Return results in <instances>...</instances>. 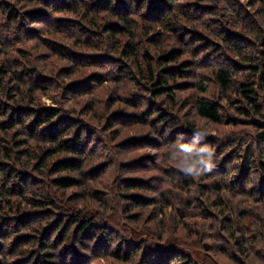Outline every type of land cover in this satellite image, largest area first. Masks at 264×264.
Segmentation results:
<instances>
[{
    "label": "trees",
    "instance_id": "obj_1",
    "mask_svg": "<svg viewBox=\"0 0 264 264\" xmlns=\"http://www.w3.org/2000/svg\"><path fill=\"white\" fill-rule=\"evenodd\" d=\"M179 1L182 0H0V264H87L89 254L82 253L88 248L98 252L97 259L106 255L115 264H159L158 257L167 259L172 250L168 245L171 239L163 240L167 226H163L162 218L167 211L179 227L177 231H184L181 237L186 238L176 240L179 250L186 249V254L170 264H224L207 262L211 255L226 259L228 264H264V196H260L264 187L256 188L264 181V0H246L255 11L252 20L241 18L246 12L238 9V0H220L218 4L213 0H184L189 1L188 7ZM211 4L214 12L206 13L211 25L204 31L200 26L192 27L189 18L198 15L194 10L201 12ZM27 8L37 18L34 24L29 23L30 27L44 29L28 32L30 27L24 21L32 16L27 15ZM142 12L151 17L146 15L144 19L148 20L140 25L136 19ZM224 21L233 29L225 28ZM237 26L240 28L234 30ZM146 35H152L146 41L156 58H151L150 48L146 47ZM50 36L70 40L73 49L67 50L57 41L49 42L46 37ZM18 37L19 41L14 42ZM155 37L158 40L153 42ZM31 41L37 42L41 52L52 51L56 56L70 51L74 60L68 54L58 58H69L72 66L80 70L98 69L91 83L99 80L124 90L137 75L139 86L146 89L152 103L136 123L148 122L160 139L167 136L169 143H163L162 148H166L168 161H173L177 153L186 155L199 146L191 144L187 137L195 130L194 125L180 123L178 116L172 118L173 112L157 104L160 98L172 111L181 93L189 92L186 96L192 98V103L187 105L197 118L242 128L241 134L254 136L239 142L243 154L232 158L236 161L234 173L229 177L219 168L214 175L205 172L199 188L195 187V198L188 197L194 185L192 174L178 168L175 170L180 180L173 178L171 187L163 186L157 178L158 186L153 189L157 196L150 203L139 195L148 190L144 181L123 184L119 198L126 208L158 207L156 217L161 221L149 219L152 225L144 222L155 233L133 227L141 216L137 218L131 210L124 211V216L117 209L112 213L111 197H97L96 212H65L61 204L66 191L75 185L74 178L78 177L79 188L89 180L83 167L93 155L86 148L92 141L84 138L82 131L89 132L81 122L64 121L62 111L42 108L40 95L49 98L52 94L38 80L46 77L41 73L47 68L36 64L37 59L30 63L24 52L27 46L21 47ZM87 50H95L93 60ZM114 55L119 56L115 63H100ZM202 59L208 63L198 66ZM199 67L209 69L210 74L199 71ZM76 70L67 75L65 72V79ZM189 71L194 75H187ZM210 85L215 89L213 95L208 94ZM60 88L64 86L60 84ZM126 103L134 110L142 109L135 100ZM94 109L98 108L89 106L84 116L92 112L93 121L99 122L100 110L96 114ZM160 153L155 152V161ZM153 156L150 153L147 160L152 162ZM221 162L215 159L212 163L218 166ZM160 170L155 164L154 171ZM91 198L89 193L84 196ZM235 198L250 200L249 205H254L250 210L255 213H247L241 203L233 205ZM188 217L204 226L188 223ZM102 222L119 227L120 236L106 228L100 230ZM189 239H194L193 243H188ZM113 248L115 251L110 250Z\"/></svg>",
    "mask_w": 264,
    "mask_h": 264
},
{
    "label": "rangeland",
    "instance_id": "obj_2",
    "mask_svg": "<svg viewBox=\"0 0 264 264\" xmlns=\"http://www.w3.org/2000/svg\"><path fill=\"white\" fill-rule=\"evenodd\" d=\"M213 1H216V3L218 4V1L220 0ZM179 2H182L184 7H188V5L186 4L189 1L182 0ZM238 2V9L245 10L246 12V14L241 16V18L245 19L253 17V15L255 16V11L248 6L246 0H238ZM208 5L205 8L200 9L201 12L198 11V8L194 10V12H197L196 14L198 15L196 17L189 18L191 21L189 24L192 27L199 28L200 26L201 30L204 31V27H209V25H211L210 20H207L208 15L206 13L208 11L214 12V5ZM26 10V13H28L27 15L32 14L30 8H27ZM146 15L150 19L151 15L146 14L145 12H142V14L138 18L136 17L138 24L142 25L144 22L146 23L145 20H148L144 19ZM31 16L32 18H26L24 21L27 22L26 27H30V25L34 24L37 20L35 16ZM65 16L70 17L71 15L67 14ZM223 16L224 13H221L220 18H223ZM249 20L252 19L250 18ZM53 23L57 24L54 21ZM64 23L69 24V26H73L71 22ZM225 23V21L224 23L222 22V25L225 28H232ZM36 26L37 25L27 28L28 32L30 33V29H33V31H37L38 28L41 30L44 29L40 26ZM239 28L240 27L237 26L234 30H238ZM45 31L51 33L49 30L45 29ZM28 32H25V34H27ZM138 33H140V31H138ZM235 36L241 38L237 33L235 34ZM150 37H152V35H146L145 41ZM24 39H26V36L24 37ZM46 40H48L49 42L57 41L58 44L65 45L67 50L73 49V45L70 40L67 41L66 39L58 36L46 37ZM157 40L158 37H155L152 41L156 42ZM166 40L167 42H171L173 38H171V40ZM18 41L19 37L14 40V42ZM25 44L21 47L27 46L24 49V52L27 58H29L30 63H32L34 59H37L36 64L47 68L46 70L42 71L43 74L41 73V75L46 77L38 78V80L39 82H41V84H45L44 86H48L50 88V90L48 91L52 95L48 98V96L38 94L42 96V98L40 99V103L43 106L42 108L46 111H62L61 114L66 115V117H64V121L75 120L76 122H81L82 125L88 127L89 132L88 134H85V131H82L84 138L89 137L90 141H92L89 145L86 146V148L90 149V153H92L93 155L90 159L85 160V164L83 167L84 174H86V177L89 180L88 182H86V184H84L82 188H79L80 182H78V177L74 178L75 185L70 186V188L66 191V199L61 204L66 210L65 212H69L71 214L77 212L81 213V211L85 213L96 212L95 209L98 210L99 208L95 201L96 198L102 197L106 200L108 197H111L110 202L114 204L113 207H110L112 209V213H114V210L117 209V213L121 216H124L125 213L131 210L133 214H136L138 216L137 218L141 216V219L137 222V224H132L133 227L140 230H153L152 233H155V229L151 226L144 225V222L152 225L148 223L149 219L153 220L154 222L161 221V218L159 216L156 217L158 207H152L150 209L145 208L142 210L126 208L127 204H125L123 200L119 198V191L123 184L132 182L140 183L141 181H144L143 183L146 185V189L148 190H144L139 195L141 198L145 199L146 203H150L151 200L157 196L153 191V189L158 186L157 178H160V180L163 182V186L171 187L170 185H174L173 178L176 180H180L175 170V168H178L192 174L191 179L193 180L192 184L194 185L191 188L192 191L190 192V195H188V197L190 198V196H193L195 198V196L197 195L195 187L199 188V183L200 181H202L205 172L214 175L216 174L214 173V170L217 171V168H219L221 172L228 173L229 177L234 173L236 161L232 160V158L234 155H238L240 156L239 158H241L243 154L241 152V149H243L240 145V143H242L241 140L245 141L248 140V137L251 138L254 136V134L252 133L241 134L242 128H233L225 123L218 125L211 124L203 119L201 120L197 118L195 113H193L191 107L189 106L192 103V98L186 96L189 92L181 93V98L176 99V106H174V109L172 111H170V108L165 105V103L162 101L163 99L160 98L158 99L157 104L162 105L168 112H173L172 118H176V116H178V121L180 123L185 124L186 122H189L194 125L195 130L193 132H189V135L186 136L188 137V139H190L191 144L193 143L194 146H199L198 148H196V151L186 153V155H184V153H177V155L174 156L173 161H168V159L165 158L166 148H162L164 147V145H162L163 143H169V141L167 140V136H163V139H160L159 136H156V134L154 133L156 129H154L148 122L139 124L136 123V119L139 118V116L143 118V114L148 112L147 105L149 103H152L149 95H147L146 89H143L139 86L141 80H138L136 78L137 75L135 79L131 80V84L125 86L124 90H116L112 88L113 84L111 85L99 80L97 82L91 83L92 78H95L100 71L95 67H82L81 69L83 70H80L78 69V67L72 66L74 63L70 61V59L74 60L73 57H75V55L73 56L70 51L62 53L70 55V59L65 58L66 60H62L58 58L62 57V54L60 53H57L56 56V54L52 51L46 53L45 51L41 52L40 49L36 47L37 42L35 41L26 42ZM147 44L149 43H147L146 41V47L150 48L151 51V58H156L157 54H155L154 49ZM168 44L171 45V43ZM58 50L60 49L58 48ZM87 52L89 54V57H91V60H93V56L96 54L95 50H87ZM114 57L115 58L111 57L110 59L104 58V60L102 59L100 63L105 61L103 63L105 65L113 64L115 63L114 60H117L116 58H119V56L114 55ZM189 59H193V56L189 55ZM41 60L44 61L39 63V61ZM66 61H69L70 63ZM206 63L208 62L202 59L201 61H198V66ZM209 64L214 63L209 62ZM74 69H77L76 72L69 76L66 80L64 73L66 72L67 75V73L73 71ZM198 69L199 71L210 74L209 69L205 70L203 68L201 69V67H199ZM53 71L55 72L52 73ZM132 73L135 75V71H133ZM189 74L194 75V71L187 72V75ZM206 75L209 77L208 74ZM85 76L88 77L85 79ZM194 78L196 80V77ZM204 82L206 83V81ZM60 84L61 86H64V88H60ZM209 87L210 88L208 90V94L213 95L215 89L212 90L211 85ZM132 100L140 103L142 109H138L137 111L129 107L126 102ZM93 105L100 110L99 114L101 116L99 122L93 121L91 114L92 112L84 116L85 113L89 112V106ZM60 107H62V109ZM110 107L111 109H109ZM182 107H184V110L182 109ZM98 109H94L93 112L98 114ZM112 111H115L112 113L113 117L111 119H108V116ZM31 144H34V142H32ZM205 147H211L213 149L212 160L210 161V166L207 170H205L206 160L203 153ZM158 150L161 153L159 154V159L157 158L155 161V152H158ZM150 153L154 154L152 162L147 160ZM156 157H158V155ZM215 159H222L223 162H221L220 165L216 166L212 163ZM155 164L156 167H160L164 172H162L161 170L157 172L154 171ZM36 181L41 182V180ZM263 187L264 181L262 183L256 184V188H258L259 190L263 189ZM87 193L92 196L91 199H84V196ZM260 196L262 197L264 196V194L262 193ZM250 202L251 201L247 199L241 200L239 198H235L233 201V205H235L236 203H238L239 205V203H241L244 205L243 207H246L247 213L254 214L255 212H251L252 210H250L254 205L250 206ZM113 218H115V216H113ZM162 219L164 220L163 226H167L163 231L165 232L163 240L171 239L168 245H172V250L170 251L171 253L169 254V257L167 259H165L164 257L158 258L161 263H166V261H168L167 264H170V262H172L174 258L184 256V254H186V249L179 250V248L177 247L178 242L176 241L177 239H181L184 241L186 238L181 237L184 236V231L182 230V228L177 231V228L179 227L173 220L170 212L167 211L166 216ZM13 220H16V218H13ZM186 220L188 223L195 222L198 225H203L199 221H195L194 218L188 217V219ZM105 228L108 229L110 233H114L116 237H119L121 234L119 227L112 225L111 223L102 222L100 230H103ZM193 240L194 239H189L187 242L193 243ZM212 242H215V240ZM157 243L164 244L166 242L158 241ZM110 250L115 251V248ZM85 253H88L90 255H86L88 257L87 264H115L114 261L106 255L102 256L103 258L97 259L95 255H97L98 252H95L93 248H88L87 251H83L82 256ZM220 258L221 257L219 256L216 257L215 255H211L210 259L207 258V262L213 260L214 262L218 261L220 263L223 262L224 264H228L226 259ZM136 260H138V258Z\"/></svg>",
    "mask_w": 264,
    "mask_h": 264
},
{
    "label": "clouds",
    "instance_id": "obj_3",
    "mask_svg": "<svg viewBox=\"0 0 264 264\" xmlns=\"http://www.w3.org/2000/svg\"><path fill=\"white\" fill-rule=\"evenodd\" d=\"M204 156H205V170L208 169V167L210 166V161L212 160V156H213V149L211 147H205L203 150Z\"/></svg>",
    "mask_w": 264,
    "mask_h": 264
}]
</instances>
